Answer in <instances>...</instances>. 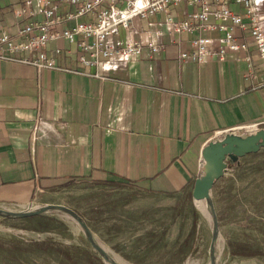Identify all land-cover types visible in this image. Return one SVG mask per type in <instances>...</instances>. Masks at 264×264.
Returning <instances> with one entry per match:
<instances>
[{
    "label": "crops",
    "instance_id": "0c3cea01",
    "mask_svg": "<svg viewBox=\"0 0 264 264\" xmlns=\"http://www.w3.org/2000/svg\"><path fill=\"white\" fill-rule=\"evenodd\" d=\"M27 1L0 0V32L15 36L19 26L42 18ZM252 1L264 28V0ZM233 7L242 13L240 6ZM173 9L174 19L181 20L192 7ZM70 10L62 4L58 12ZM164 17H135L129 28L120 27L107 38L110 47L151 40L161 48L155 53L144 48L116 70H99L104 79L0 59V207L53 203L56 192L71 181L134 185L152 193L191 191L201 172V150L209 141L264 128V69L248 29H233L245 48L225 50L220 57L217 29L170 33ZM214 22L209 18L207 24ZM197 36L212 39L209 56L200 62L181 58ZM55 48L61 49L56 56L60 67L82 68L76 44L54 38L45 52ZM240 159L229 171L238 169ZM217 196L214 205L227 255L244 257L230 251V242H238L244 245L239 249L250 250V264H264V239L262 246L256 244L260 225L250 221V243L240 235H224ZM178 230L167 233L169 242Z\"/></svg>",
    "mask_w": 264,
    "mask_h": 264
},
{
    "label": "rangeland",
    "instance_id": "374dc122",
    "mask_svg": "<svg viewBox=\"0 0 264 264\" xmlns=\"http://www.w3.org/2000/svg\"><path fill=\"white\" fill-rule=\"evenodd\" d=\"M239 164L238 169L233 172L228 168L227 183L217 196L222 209L223 232L230 237L240 235L250 243L251 231L248 225L250 221L255 222L260 225L255 231L259 238L256 244L262 246L264 147L256 153L241 157ZM178 194L152 193L134 185L84 180L64 184L56 192L52 202L77 210L96 240L118 255L123 264H210L211 217H207L193 199L199 214L197 231L191 250L181 262L176 257H170L169 245L172 240L169 242L166 236L168 232L178 228L180 216L165 231L163 241H167L169 245H163V241L148 244V237L144 236L145 231L155 228V233H159L168 224V207L178 201ZM203 203L205 205L204 199ZM183 212L187 213L183 227L185 231L190 215L186 203ZM44 213L56 217L64 224L51 230L29 229L23 227L27 221L21 216L0 215V264H73L63 252L64 249H69L79 264H94L96 261L108 264L91 246L80 224L70 215L60 209H49ZM47 240L55 242L63 250L53 255L38 250L39 247L34 241L42 243ZM13 245L27 250L21 251V261L11 259V254L16 252ZM215 253L216 264H250V255H239L244 256L243 258L227 255L220 233Z\"/></svg>",
    "mask_w": 264,
    "mask_h": 264
},
{
    "label": "built area",
    "instance_id": "2783aa9c",
    "mask_svg": "<svg viewBox=\"0 0 264 264\" xmlns=\"http://www.w3.org/2000/svg\"><path fill=\"white\" fill-rule=\"evenodd\" d=\"M27 3L34 4L35 12L41 14L42 18L19 26L15 36L6 31L0 32V59L27 63L38 70L58 69L104 79L106 76L99 73V70H116L126 66L131 58L139 57L144 48L150 53L158 52L161 48L151 40H132L123 46L110 47L106 43L107 38L116 34L120 27L129 28L135 17L147 18L152 14L164 13L165 25L170 33L193 32L201 28L217 29L221 33L218 38L220 57L225 50L237 51L245 48V44L235 38L233 29H248L264 69V28L260 12L252 0H28ZM62 4L71 6V10L58 12ZM179 4L192 7V10H186L183 19L176 20L173 7ZM234 5L240 6L242 13L235 11ZM24 11L25 9H21L20 12ZM83 17L90 19H80ZM209 18H213L215 22L207 24ZM71 21L74 24L57 29L58 25ZM59 37L76 44L78 61L82 68L60 67L56 62L60 48H55L51 54L45 52L47 42ZM212 46L209 36L193 37L190 40V49L182 51L180 56L200 62L209 56ZM21 53L29 55L18 56ZM91 66L95 67L94 72L87 70Z\"/></svg>",
    "mask_w": 264,
    "mask_h": 264
},
{
    "label": "water",
    "instance_id": "95a60500",
    "mask_svg": "<svg viewBox=\"0 0 264 264\" xmlns=\"http://www.w3.org/2000/svg\"><path fill=\"white\" fill-rule=\"evenodd\" d=\"M264 147V128L247 134L234 132L222 138L209 141L201 150V172L194 182L191 195L195 201L204 199L211 217V236L209 240V263L216 264V245L219 236V224L214 205L217 196L227 183V169L231 163L237 162L246 154L256 153ZM49 209H60L70 215L82 227L91 246L108 264H121L95 238L85 219L73 208L62 203H46L26 209H9L0 207V215L29 216L43 213Z\"/></svg>",
    "mask_w": 264,
    "mask_h": 264
},
{
    "label": "trees",
    "instance_id": "16d2710c",
    "mask_svg": "<svg viewBox=\"0 0 264 264\" xmlns=\"http://www.w3.org/2000/svg\"><path fill=\"white\" fill-rule=\"evenodd\" d=\"M231 163V164H235ZM178 201H176V203L170 207H168V209L170 210L169 215V222L165 227H162L160 229L159 233H155L157 231H155V228L147 230L144 232V236L148 237V242L149 244H155V242H162L163 238L166 234L165 231L168 230L169 225L172 222H176L177 219L179 218V216L181 217L180 219V225H179V231L174 239V242L171 243L170 246V257H176L177 260H179V262H181L184 257L186 256L187 252L191 250V245H192V241H194V235L197 231V222H198V211L194 206V203L192 201V196H191V191H182L178 194ZM188 206L189 208V226L187 227V231L185 233V235H183V227L185 224V216L187 215V213L183 212L184 209V205ZM23 219L27 221L26 224L23 225L24 228H29V229H43V230H51V229H55L59 224H64L62 223V221H60L59 219H57L54 216L45 214L43 213H38V214H33V215H29V216H23ZM185 219V220H184ZM183 236V237H182ZM35 244L38 245L39 249L47 254H55L58 251H62L63 249L57 245L55 242L53 241H49L47 240L46 242H42L39 243L38 241H34ZM163 245H167V241H163L162 243ZM14 249L16 250V252H14L13 254H11V259L12 260H18L21 261L22 260V253L21 251H27L24 250V247L19 246V245H13ZM242 244L238 243V242H230V251L232 254H239V255H250V250L247 249H239L242 248ZM245 248V247H244ZM256 252L260 253V250L257 248L255 250ZM63 252L66 253L67 258L73 263V264H79L77 259L72 255L71 251L69 249H64ZM86 254H88L85 251ZM92 261H94L93 259H91ZM97 263L94 264H104L101 263L100 261H96ZM67 264V263H66Z\"/></svg>",
    "mask_w": 264,
    "mask_h": 264
},
{
    "label": "bare ground",
    "instance_id": "6f19581e",
    "mask_svg": "<svg viewBox=\"0 0 264 264\" xmlns=\"http://www.w3.org/2000/svg\"><path fill=\"white\" fill-rule=\"evenodd\" d=\"M253 128V127H252ZM197 205L199 206V208L203 211V213L208 217L210 215L209 213V209L206 206V204L204 205L203 203V199L197 200ZM101 244V243H100ZM103 247L112 255V257L118 261L119 263H121L120 257L116 254H114L110 249L106 248L104 245ZM123 264V263H121Z\"/></svg>",
    "mask_w": 264,
    "mask_h": 264
}]
</instances>
